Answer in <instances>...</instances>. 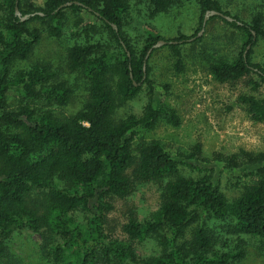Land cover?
Segmentation results:
<instances>
[{
  "label": "trees",
  "instance_id": "trees-1",
  "mask_svg": "<svg viewBox=\"0 0 264 264\" xmlns=\"http://www.w3.org/2000/svg\"><path fill=\"white\" fill-rule=\"evenodd\" d=\"M28 1L0 0V264L12 260L10 244L20 230L41 236L40 255L49 264H236L245 259L248 241L264 252V153L243 151L242 163L238 156L227 159L230 173L252 179L228 195L217 170L197 163L200 147L190 157L176 156L161 142L139 136L165 115L177 125L174 112L157 108L151 98L143 116L115 119L119 103L134 100L145 85L154 89L149 60L161 37L151 34L140 48L128 38L124 27L133 15V0H46L40 7ZM183 1L148 0L146 5L153 18ZM195 1L201 11L198 32L167 44L177 71H184L182 44L202 41L198 35L206 15L218 12L225 17L208 21L221 19L236 30L240 52L233 57L204 53L207 70L220 84L254 74L258 90L264 66L252 56L264 43V12L244 22L217 0ZM70 10L93 15L110 43L70 50L69 67L84 72L89 98L77 113L62 117L50 108L67 107L72 89L55 81L48 66L14 68L41 43V31L31 25L40 23L59 35ZM76 26L80 30V23ZM13 93L20 97L15 107ZM239 101L254 122H264V100L241 96ZM151 182L161 192L159 209L146 221L130 217L123 226L128 240L112 238L105 225L113 199H125L137 184ZM78 212L86 214L87 227L74 221ZM214 223L237 239L234 250L220 246ZM148 240L158 252L143 258L132 244Z\"/></svg>",
  "mask_w": 264,
  "mask_h": 264
},
{
  "label": "rangeland",
  "instance_id": "rangeland-1",
  "mask_svg": "<svg viewBox=\"0 0 264 264\" xmlns=\"http://www.w3.org/2000/svg\"><path fill=\"white\" fill-rule=\"evenodd\" d=\"M45 1L29 0L28 4L40 7ZM217 1L225 12L244 22H251L256 12H264V0ZM132 2L133 15L128 19L124 31L129 39L137 42L139 48L145 45V38L151 34L169 43L181 34L192 36L200 28L201 11L195 0H184L180 6L153 18L149 16L148 0ZM64 17L59 35H53L40 23L31 25L41 31V43L26 62H18L14 69H29L34 65L50 67L56 75L55 81L66 83L73 91L67 107L50 109L62 117H68L77 113L89 98L88 80L84 72L73 71L69 67L70 50L76 45L89 43L109 45L110 37L100 28L98 20L86 11L70 10ZM78 23L80 30L76 26ZM200 38V42L182 44L184 71L180 73L172 49L167 44L154 47L149 60V77L154 89L150 90L149 85H145L134 100L119 103L115 119L143 116L151 98L157 108L171 110L178 119L177 125L168 121L165 115L154 127L144 130L139 136L147 141L161 142L176 156L190 157L196 147H200L201 160L197 163L203 168L214 167L220 176L222 188L230 195L252 179L242 172L230 173L225 166L227 159L238 156V161L242 163L245 160L241 156L243 151L264 153V122H254L246 106L239 101L241 96L264 100V84L255 90L253 82L260 80L254 74L227 84H220L210 75L206 68L208 58L204 53L215 52L216 56L223 54L233 57L240 52V45H236V30L221 19L208 21ZM252 61L264 66V43L255 48ZM19 100L20 97L13 93L10 100L12 107L18 105ZM160 193L159 186L151 182L137 184L125 199H113L114 210L106 217V233L120 241L128 240L123 226L132 216L139 221L148 220L160 207ZM74 221L87 227V216L82 212L75 214ZM212 226L222 239L220 246L226 243L230 250H234L237 239L228 238L221 224L214 223ZM41 243L39 234L28 230L17 231L10 244L13 258L7 264H49L40 255ZM132 246L143 258L157 255L158 252L155 242L150 240L136 242ZM258 246L248 241L244 247L245 259L236 264H264V252Z\"/></svg>",
  "mask_w": 264,
  "mask_h": 264
},
{
  "label": "water",
  "instance_id": "water-1",
  "mask_svg": "<svg viewBox=\"0 0 264 264\" xmlns=\"http://www.w3.org/2000/svg\"><path fill=\"white\" fill-rule=\"evenodd\" d=\"M71 4H69V5H66V6H70ZM214 15H219V16H221V17H225L223 14H221V13H218V12H212V13H210V14H208V15H206V17H205V19H204V27L207 25V22H208V19H209V17L210 16H214ZM203 32H204V29L199 33V37L203 34ZM170 43H172V42H170ZM166 44H168V42H165V41H159L158 43H157V45H155V48H159V47H161V46H163V45H166ZM249 48L250 47H248V50H249ZM151 52H152V50L149 52V54H148V56H147V59L149 58V56H150V54H151ZM146 64L144 65V70H146Z\"/></svg>",
  "mask_w": 264,
  "mask_h": 264
}]
</instances>
